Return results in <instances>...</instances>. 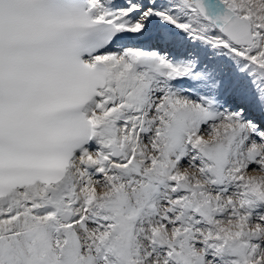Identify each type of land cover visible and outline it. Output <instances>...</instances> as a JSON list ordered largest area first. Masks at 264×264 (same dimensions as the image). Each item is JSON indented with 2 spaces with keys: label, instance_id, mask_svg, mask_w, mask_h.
I'll list each match as a JSON object with an SVG mask.
<instances>
[{
  "label": "snow or ice",
  "instance_id": "snow-or-ice-1",
  "mask_svg": "<svg viewBox=\"0 0 264 264\" xmlns=\"http://www.w3.org/2000/svg\"><path fill=\"white\" fill-rule=\"evenodd\" d=\"M0 264H264V0H0Z\"/></svg>",
  "mask_w": 264,
  "mask_h": 264
}]
</instances>
